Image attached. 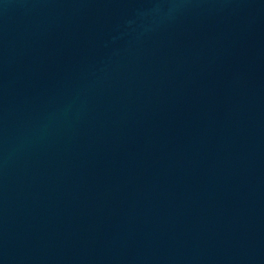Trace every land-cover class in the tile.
I'll list each match as a JSON object with an SVG mask.
<instances>
[{
	"label": "water",
	"instance_id": "obj_1",
	"mask_svg": "<svg viewBox=\"0 0 264 264\" xmlns=\"http://www.w3.org/2000/svg\"><path fill=\"white\" fill-rule=\"evenodd\" d=\"M0 264H264V0H0Z\"/></svg>",
	"mask_w": 264,
	"mask_h": 264
}]
</instances>
